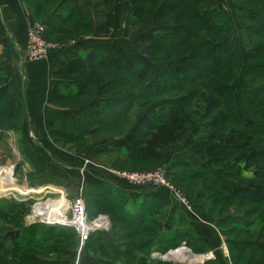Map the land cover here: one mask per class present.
I'll return each mask as SVG.
<instances>
[{
  "label": "trees",
  "instance_id": "16d2710c",
  "mask_svg": "<svg viewBox=\"0 0 264 264\" xmlns=\"http://www.w3.org/2000/svg\"><path fill=\"white\" fill-rule=\"evenodd\" d=\"M21 1L31 12L33 21L44 24V38L48 41L62 42L73 35L93 31L91 18L80 9L78 0ZM124 1L103 0L104 19L95 30L109 33L117 29L119 18L126 11ZM234 1L239 4L242 63L236 50L222 43L232 27L216 0H131L134 26L158 24L140 38L145 43V56L123 47L95 44L70 58H55L50 102L87 111L78 114L77 120L50 121L49 134L54 140H85L94 130L103 132L107 127L123 125L127 115L131 116L146 101H155V96L171 89L185 91L180 96L159 97L162 99L155 105L156 109L136 120L129 129V122L125 121L122 131L114 133L127 147L103 146L95 158L112 155V162L100 164L115 168L116 160L121 162L120 170L141 169L146 167L138 163H159L168 146L184 142L193 157L201 161L210 159L219 165L222 169L219 172L229 181L222 183L215 173L180 156L167 166L171 181L186 183V192L202 204L218 230L233 234L227 238V245L238 247L242 254L250 248L244 260L240 253L235 257L228 246L233 264L236 260L264 264V241L260 234L264 233V215L257 218L256 228H251L256 220L252 217L224 214L217 220L213 216L214 212L224 213L230 207L239 211L237 203L244 198V191L264 202V0ZM5 40L6 30L0 15V41L5 43ZM174 56H180L178 63L171 60ZM148 57L158 60L150 61ZM241 71L242 81L235 84ZM97 91L98 98L94 99L93 93ZM194 97L205 106L201 113L192 108ZM23 114L24 104L12 90L10 74L0 73V134L20 131ZM192 115L199 120L188 134ZM132 136L136 137L135 141ZM231 165L232 169L228 168ZM82 188L87 213L92 208L90 205L96 204L100 208L94 209L93 214H112L117 223L110 226V233L104 230L91 233L92 241H96L91 250L101 255L95 264H173L147 258L152 243L166 250L185 241L188 246H197L199 253L204 252L203 242L187 230V212L178 205L169 212L161 200L141 196L132 201L133 209L128 211L125 205L128 195L111 184L90 182ZM227 199L238 201L219 204ZM26 203L29 202L12 198L9 204H0V222L10 214L15 219L12 234L0 232V264H70L66 259L50 256L48 245L66 233L77 239L74 229L65 225H60V229L35 223L22 225L20 219L25 210L20 207ZM14 207L19 210L11 211ZM244 213L252 216L253 212L249 209ZM107 241L113 243L112 253L107 249ZM6 242L12 243V250L6 249ZM56 248L54 253L60 250ZM202 264L222 263L208 259Z\"/></svg>",
  "mask_w": 264,
  "mask_h": 264
},
{
  "label": "rangeland",
  "instance_id": "374dc122",
  "mask_svg": "<svg viewBox=\"0 0 264 264\" xmlns=\"http://www.w3.org/2000/svg\"><path fill=\"white\" fill-rule=\"evenodd\" d=\"M81 2H83L82 5H84V3L87 4V6L84 8L86 12L84 11L83 12L90 16L91 21H92L93 31L87 34L73 35L66 41H62V42L48 41L45 39L47 42L54 45V49H56L57 46H60V45L66 46L67 44H73V43L76 44V41L80 40V38L92 35L94 34V32L95 33L97 32V37L100 41L104 40L114 46H122L123 48L127 50L138 52L142 56L143 55L145 56V51H144L145 43H143L140 38L144 33L156 28L158 24H156L155 22L151 25H147L145 23H139L134 26L132 23L131 15H130L131 0L124 1V4L126 5V11L119 18L120 26L117 29H113L109 33H100L97 30H95V27H94V23L101 21V19L103 21L104 19L102 15V11H106V7L103 3V0H81ZM217 2L220 3L223 9L225 10V19L228 21V23H230L232 27V32L229 34H225L223 36L222 43L225 47L234 48L236 50V53L238 55L240 62L242 63V49H241L242 33L239 28L240 21H239V18L237 17V9L239 7L238 6L239 4L236 3L234 0H218ZM78 3H79V0H78ZM173 52H176V50L174 49ZM179 57L180 56H174L172 57L171 60L174 62H177ZM205 59L207 60V56L205 57ZM147 60L155 61L158 59L155 57H151V58L148 57ZM150 70L152 71V66L150 67ZM236 79L237 80L235 81V84H239V82L242 81V71L239 73L238 78ZM184 92L185 91L179 92L177 90L171 89L168 92H166V94L163 93L161 96L160 95L155 96L157 97V99L155 98L156 99L155 101H151V102L146 101V104H144L143 106L137 107L132 112L131 116L127 115V117L124 120H122L123 125L118 126L116 124V125H113L107 128L103 127L105 128L103 132H96V130H94L92 134L87 135L85 137V140H81L78 142L54 140L49 134V127H48V133H46V129L44 127L41 130L42 133L44 132L43 133L44 135L36 136L34 140V136L31 133L32 129L30 126L32 123H29V126L27 130H25L24 133H22V130L21 131H13V130L5 131V134H2V138L0 141V204H9V201L12 198L18 201H22V202L24 201L29 202L28 204L26 203L22 207H20V209L25 210L24 213L22 214V218L20 219L22 225L29 226L35 223V224H40L42 226L44 225L50 228L54 227V228L60 229V225L62 226L63 223H66L64 222V220L73 222L75 218L78 217L77 211H73V213L70 211L71 209L70 201L73 200L78 195H81L82 191H83V195H82L83 197L84 188H82L83 187L82 180H80L75 190L73 191L67 190L68 192H66V190L58 186H57L58 190L53 191L54 189H52V192H47L48 189L40 188L41 186H43L42 184L44 183L41 180L42 176L47 178L46 179L47 182L45 181L47 183L46 185L54 186V184L50 182H53L57 178H59L57 169H55L54 166H57L58 164H64L66 168L77 171V173L78 174L80 173V176H81L85 174L86 168H88L89 166L94 167V168L95 166H101L111 172V170L150 171V170H154L157 167L163 165L165 167V178L173 186V188L179 190L187 198L190 204L189 206L190 209H189V212H187V215L190 218L196 219L197 220L196 222L198 224L211 226L216 231V234L218 237L219 245L217 247H211L209 249L208 245L205 244L204 246L205 250L203 253H199L198 252L199 250L197 246L195 245L188 246L187 244H184L187 247L185 249H187L191 254H193V256L195 257L201 256L200 262L199 260H197L198 261L197 263L194 262L191 264H202L205 260H208V259L217 260L222 264H233L232 259L230 257V254H231L230 248H231L232 254L235 257L239 253L242 254L240 252L241 249H239L238 247H235V246L231 247L230 244L227 245L228 244L227 238H230V236H232L233 234H228V233L223 234L218 230V228L214 225L213 221L210 220L209 214L206 211V209L202 206V204L200 202H197L193 196H191L190 194L186 192L184 188L186 183H181V184L175 183L174 184L171 181V178H170L171 174H170V171H168L167 166L171 164L172 159L178 154V152L186 148L184 142L181 141V142L168 146V148L162 152V154L164 155V158L159 163H154V162L138 163V165L144 164V166L146 167V168H141V169L133 168L132 170H129V169L120 170L118 169V167L121 164V162L120 161L115 162L116 160L114 161V164L117 165L115 166V168L114 167L108 168L100 164V163L106 164V162L108 163L112 162L113 161L112 155H98L96 156L97 158H95V155L99 153L96 150L100 149L103 146L109 145L116 149L127 147V144L122 143V142L120 143L111 142L110 143V141H114V139L117 138L116 137L117 135L115 136L114 132L115 131L120 132V130L122 131L123 126L126 125L125 121L129 122L127 124L128 125L127 127L129 129V127H131L135 123L136 120L138 121L146 113L156 109L155 105L159 103L160 99L170 98L173 96H180L184 94ZM159 97H162V98H159ZM93 98L94 99L98 98V91L93 93ZM204 107L205 106L202 103L197 101L196 97L193 98V102H192V108H194L193 110L197 111L198 113L199 112L201 113ZM24 116L25 114H23V119L21 122V125L23 126H24L23 124ZM192 117L194 118L192 119V123L188 127V134L192 133L193 128L196 127L198 120H199L194 115H192ZM28 130L30 131L28 132ZM111 131H112V134H110ZM135 138H136L135 136L131 137L133 141H135ZM106 140L108 141L110 140L109 143L104 142ZM25 142H28L29 145L24 146ZM38 146H41L39 149H42V151L40 152L34 151L36 150ZM195 159L197 161L196 162L197 165L195 164L194 161H191L195 166L202 167L205 170H209L210 172L215 173L217 178L220 175V177L222 178L220 179L222 183L227 182V180L229 181V178L226 175L223 176L221 175L223 173L219 172L222 170L221 168L218 167L219 165L216 166L210 159L208 161L207 159L202 160V161L197 158ZM81 163L82 165L79 168L78 166ZM232 166L233 165H231V167L229 166L228 168L232 169ZM178 168H181V167H178ZM45 174H48V175L45 176ZM80 178H82V176ZM123 181L129 184L130 186H135V187L142 186V185L131 183L125 180ZM69 184L70 183L67 184L68 187H69ZM143 187H146V186H143ZM59 188L61 190H59ZM41 189L42 191H40ZM70 189H72V187H70ZM5 193H10V194L5 195ZM242 195L244 198L241 199L239 197L241 200L239 201V203H237V209L240 208L239 211H236L233 209V207H230L229 210H227L224 213L214 212L213 216L215 217V219L219 220L221 217H223L222 215L224 214L225 216L234 214V215H239V216L241 215V217H244V218L252 217V218H255L256 220L255 222H253L254 220L252 221L253 224L251 228H256V226L259 224V221L257 218L262 217L264 215L263 214L264 213L263 211L264 202L261 201V198H259L258 196L257 197L254 196L252 193L248 191H244ZM238 196L239 195H237L236 197ZM55 199H63L68 202L70 207L67 210L68 212L66 213L65 218L62 217L61 219H59V222L56 223V222H53L52 220L41 219L39 215L37 214L33 215V211L38 202H44L47 200H55ZM244 199H248V201H245ZM132 201L133 200L131 198H129V200L126 199L125 205L128 211H131L133 209L134 204L132 203ZM236 201L238 200L236 199L235 201H233V199H231L230 201L228 200L226 201V203H224V201L222 200L220 201L219 204L220 205H225V204L231 205L235 203ZM90 207L92 208L89 209L88 211L89 213H87L86 208H85V212L83 211V208H81L85 221L87 223L95 222V223H89L90 225L89 228L94 227V226H102L108 223L107 227L101 230L109 231L110 233L111 231V229H109L110 226L112 225L111 227H113L114 224H117L116 221H114L112 214L108 213L109 214L108 215L105 212H99V213L93 214L92 211H95L94 209H97L100 207L99 205H96V204H94L93 206L90 205ZM249 209L252 210L253 212L252 216L244 215L245 214L244 210H249ZM14 210H19V209L14 207L12 208L11 211H14ZM70 214H73V218L70 217L71 216ZM14 222H15V219L11 218V214H10L6 220H2L0 222V232L4 235L12 234L15 231V229L13 228L15 226L12 225L14 224ZM100 222L102 223L101 225H99ZM66 226H71L74 229V231L76 232L77 239H75V237L73 238V234L66 233L65 236H63L57 242H55V240L50 241L48 245V248H49L48 252L51 253L50 256H52L54 259H63V260L66 259L67 261L70 262V264H95L101 255L99 254L98 251L91 250V248L93 247L92 243L96 241H92V237L90 235L96 230H93V231L90 230L88 237L86 238V240L82 242L80 240V234L77 231L79 230V227L74 226L70 223L69 225H66ZM168 229H170V226H168ZM42 231L44 230H40L39 232H42ZM260 234L263 235L262 240L264 241V233H260ZM184 242L185 241H183L182 243H178L173 248L169 247L166 250L162 249V247H160L159 245L152 243L150 249L148 250L147 258L148 257L156 258V257H153V255L155 254L164 255L167 251L178 248ZM56 246L60 247V250L59 252L57 251L56 253H54L57 250ZM106 246L109 252L112 253V251L114 250L113 243L111 241H107ZM5 247L7 250L13 249L11 242L9 243L6 242ZM160 249H162L163 252ZM246 250L247 251L245 252V254H242L243 257L248 255V253L250 252V248ZM209 252L212 253L213 257L211 258L207 257V254ZM156 259L176 264L172 261L165 260L162 258H156ZM244 260H245V257H244ZM235 264H250V262L240 263L236 260Z\"/></svg>",
  "mask_w": 264,
  "mask_h": 264
},
{
  "label": "crops",
  "instance_id": "0c3cea01",
  "mask_svg": "<svg viewBox=\"0 0 264 264\" xmlns=\"http://www.w3.org/2000/svg\"><path fill=\"white\" fill-rule=\"evenodd\" d=\"M82 3L83 2L79 0L80 9L86 12L84 8L87 6V4L84 3V5H82ZM104 14L105 11H102L103 17ZM0 15L6 30L5 43L0 41V73L8 72L10 74L12 90L16 92L24 104V126L21 125L20 131L22 130V133H24L25 130H27L29 123H32L30 125L32 129L31 133L33 134L35 140L36 136L44 135V132L42 133L41 131L44 127L46 129V133H48L49 122L52 120H60L63 118H72L77 120L78 114L87 111V109L66 108L54 105L50 102L49 92L54 82L52 77V72L54 70L53 61L57 57L66 59L70 58L75 53L85 51L87 48L95 44H112L104 40L100 41L97 37V32H94L92 35L85 36L80 38V40H77L76 44L73 43L67 44L66 46H57V48L54 49L51 55L46 59L31 61L25 56L26 31L34 20L31 12L23 5L21 0H0ZM101 21L94 23V27H96ZM29 131L30 130H28V132ZM1 138L2 134H0V141ZM109 141L106 140L104 142L109 143ZM111 142L124 143L122 139H114V141H110V143ZM27 145H29L28 142H25L24 146ZM40 147L41 146H38L34 151H42V149H39ZM96 151H98V149ZM176 156L194 161L197 165L196 159L187 148L178 152ZM81 165L82 163L79 164L78 167L80 168ZM54 168L57 169L59 174V178L53 182H50L54 184V186L46 185L47 178L42 176L41 180L44 183L40 188L47 189L46 186H49L50 188L54 189L53 191H55L58 190V187H61L66 190V192H68L75 190L80 180L83 181V184L90 182L108 183L114 188L125 192L132 200H135L141 196H147L156 198L167 204L169 212L177 207V204L173 200L169 190L162 187L153 186H130L122 179L118 178L116 175L101 166H95V168L89 166L86 168L85 174L81 175L82 178H80V173L78 174L77 171L66 168L64 164H58L57 166H54ZM48 174H45V176ZM218 178L222 179L220 175ZM68 183H70L69 187L67 186ZM70 187H72V189H70ZM59 190L61 189L59 188ZM40 191H42V189ZM137 216L140 215L137 214ZM187 217V230L191 235L200 239L204 245H208L209 249L219 245L216 231L211 226L198 224L196 219L190 218L188 215Z\"/></svg>",
  "mask_w": 264,
  "mask_h": 264
},
{
  "label": "built area",
  "instance_id": "2783aa9c",
  "mask_svg": "<svg viewBox=\"0 0 264 264\" xmlns=\"http://www.w3.org/2000/svg\"><path fill=\"white\" fill-rule=\"evenodd\" d=\"M53 50H54V45L47 42L44 38V24L41 21H33L29 25L26 31V47H25L26 58L31 61L46 59L51 55ZM111 172L114 175H116L118 178H121L131 183L142 185V187L143 186H153V187H162V188L169 190L176 204L185 212H189L190 204L187 198L179 190L173 188V186L165 178V167L163 165L157 167L154 170H150V171L111 170ZM46 187L48 189L47 192H52V188H50L49 186H46ZM70 205H71L70 211L72 213L73 211H77V210L81 211V208H83V211L85 212V205H84L82 194L78 195L73 200H71ZM70 215H71L70 217L73 218V214H70ZM65 224L69 225V223H63V225ZM107 225L108 223L102 226L90 227L88 231L85 233L79 232L80 240L82 242L86 240L90 230L93 231V230L105 229ZM208 255H209V258L213 257L211 252H209Z\"/></svg>",
  "mask_w": 264,
  "mask_h": 264
},
{
  "label": "bare ground",
  "instance_id": "6f19581e",
  "mask_svg": "<svg viewBox=\"0 0 264 264\" xmlns=\"http://www.w3.org/2000/svg\"><path fill=\"white\" fill-rule=\"evenodd\" d=\"M69 207L70 206H69L68 202L63 200V199L47 200L44 202H38L36 204V207L33 211V215L37 214V215H39V217L41 219L52 220L53 222L58 223L59 219H61L62 217L65 218V215L68 212L67 210L69 209ZM77 214H78V217H76L73 222H70L68 220H64V222H66V223L68 222L74 226L79 227L78 232H84L85 233L89 229V226H90L89 223H95V222H88L87 223L84 219V215L82 214V209H81V211L77 210ZM33 215H32V217H33ZM101 224L102 223L100 222L99 225H101ZM65 226H66V224H65ZM153 257H154V255H153ZM173 257L180 259L183 264H191L194 262L197 263L198 262L197 260H199V262L201 260V256L195 257L187 249H182V248L174 251ZM207 257L209 258L208 254H207Z\"/></svg>",
  "mask_w": 264,
  "mask_h": 264
},
{
  "label": "water",
  "instance_id": "95a60500",
  "mask_svg": "<svg viewBox=\"0 0 264 264\" xmlns=\"http://www.w3.org/2000/svg\"><path fill=\"white\" fill-rule=\"evenodd\" d=\"M7 194H10V193H5V195H7ZM180 248H182V249H185V248H187L185 245H184V243L181 245V246H179L178 248H176V249H174V250H169V251H167L164 255H157V254H155L154 255V257H156V258H162V259H165V260H169V261H172V262H174V263H176V264H182V262H181V260L180 259H178V258H174L173 257V252L174 251H176L177 249H180ZM204 261V260H203ZM202 261V262H203Z\"/></svg>",
  "mask_w": 264,
  "mask_h": 264
}]
</instances>
